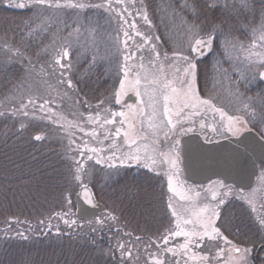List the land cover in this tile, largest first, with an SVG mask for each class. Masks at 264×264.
Wrapping results in <instances>:
<instances>
[{
	"label": "snow or ice",
	"instance_id": "snow-or-ice-1",
	"mask_svg": "<svg viewBox=\"0 0 264 264\" xmlns=\"http://www.w3.org/2000/svg\"><path fill=\"white\" fill-rule=\"evenodd\" d=\"M0 9L21 13L0 17L5 137L49 147L66 206L35 227L16 218L28 228L6 230L3 242L67 237L80 249L72 264H264V0H0ZM221 140L235 144L227 156L205 147ZM97 165L106 184L144 169V185L112 186L105 199L90 187ZM249 165L256 186L245 183ZM5 180V201L47 202L44 189ZM53 219L65 228L53 233Z\"/></svg>",
	"mask_w": 264,
	"mask_h": 264
},
{
	"label": "trees",
	"instance_id": "trees-1",
	"mask_svg": "<svg viewBox=\"0 0 264 264\" xmlns=\"http://www.w3.org/2000/svg\"><path fill=\"white\" fill-rule=\"evenodd\" d=\"M157 0H153V6L158 5ZM21 13L15 9H0V17H19ZM155 24L156 21L153 18ZM101 23H104L102 20ZM142 25V22H141ZM106 27H108L106 25ZM109 30H111L109 28ZM142 30H148L142 25ZM8 125L0 118V191L7 186L5 175L14 186L25 188H41L47 194V202L42 198L37 199L35 203L24 200L19 197L16 200L9 199L5 201L0 196V264H72L74 259H79L77 253L79 248L72 247L67 242V237L64 238L63 244L56 243L55 237L47 236L34 237L30 242L13 239L7 243L3 242V233L7 230L14 235V229L25 230L28 224L17 225L15 219L29 221L34 227L40 218H46L50 213L54 214L57 211L66 210L63 203L62 188L56 180L51 179L48 173L50 150L48 146H42L39 142H22L14 137H5ZM7 139V143H5ZM35 157V159H34ZM11 158V159H9ZM136 182L135 180L132 183ZM133 190L138 188L134 184L130 186ZM66 194V193H65ZM75 193H73V196ZM72 196V198H73ZM74 211V209H73ZM8 221H11V228ZM53 233L55 227L59 224L61 229L65 228L62 221L52 220ZM115 241H113V244ZM84 258L87 255L84 254Z\"/></svg>",
	"mask_w": 264,
	"mask_h": 264
},
{
	"label": "water",
	"instance_id": "water-1",
	"mask_svg": "<svg viewBox=\"0 0 264 264\" xmlns=\"http://www.w3.org/2000/svg\"><path fill=\"white\" fill-rule=\"evenodd\" d=\"M127 100L129 101H133V98L131 97L130 98V95L127 97ZM254 138V137H253ZM194 139H200L199 137H194ZM243 139V138H241ZM201 143H203V141L201 140L200 141ZM246 143H249L248 141H246ZM206 148H213V149H219V152L216 153V155L218 157H224V156H227L231 149L235 148V144H229L228 141H225V140H221L220 141V144L219 145H205ZM241 150H243V145H241ZM259 155V149L257 148L256 149V153H255V156H258ZM252 157V158H255ZM258 163V161H257ZM206 164L208 167H212V168H215V167H218V166H222L224 164V160L223 159H210L208 161H206ZM258 172V169L253 167L252 165H249L248 167V170H247V173H246V176H245V183L246 184H254V181H255V178L257 176V173ZM213 179H215L216 177H212ZM189 183H193L192 180H188ZM204 183L208 182L207 180H204L203 181ZM73 202L75 203L76 202V195L73 196ZM82 203V201H81ZM75 211V209H74ZM90 211H95V210H90Z\"/></svg>",
	"mask_w": 264,
	"mask_h": 264
},
{
	"label": "rangeland",
	"instance_id": "rangeland-1",
	"mask_svg": "<svg viewBox=\"0 0 264 264\" xmlns=\"http://www.w3.org/2000/svg\"><path fill=\"white\" fill-rule=\"evenodd\" d=\"M158 3H160V0H157ZM154 20L156 21L157 25L160 24L158 16H153ZM164 31L163 26L160 25V32L162 33ZM181 37L178 35L176 37L177 42H179ZM82 133H77V136H82ZM91 163V162H90ZM135 168V167H133ZM97 171L94 173L92 183L90 187H92L93 191L99 194L101 190L103 189L104 192V198L109 199L111 197L112 193V186L120 187L118 183V179H114L113 181H109L107 184L105 183L106 177L104 175V171L100 170L101 166H96ZM259 183L258 177L255 180V183L253 186H256ZM94 185V186H92ZM141 264H143V259L141 260ZM223 264V262H222Z\"/></svg>",
	"mask_w": 264,
	"mask_h": 264
},
{
	"label": "flooded vegetation",
	"instance_id": "flooded-vegetation-1",
	"mask_svg": "<svg viewBox=\"0 0 264 264\" xmlns=\"http://www.w3.org/2000/svg\"><path fill=\"white\" fill-rule=\"evenodd\" d=\"M200 83H201V86L203 87V85H204V77L203 76L201 77ZM255 90L256 89L253 88V91H255ZM129 95H130V98L131 97L133 98V101L127 100V97L125 99L127 100L128 103H133L135 101V97L132 94H129ZM114 107L118 109L119 106L114 105ZM144 171H145L144 169H138V168L128 169L126 171V174L122 173L119 178H116V179H118L119 186L120 187H122L124 185L131 186L134 184L138 185V187L143 186L144 185V176H143ZM257 177L258 176H256V178ZM256 178H255V180H256ZM133 180H135L136 182L132 183ZM92 186H94V185H92Z\"/></svg>",
	"mask_w": 264,
	"mask_h": 264
}]
</instances>
